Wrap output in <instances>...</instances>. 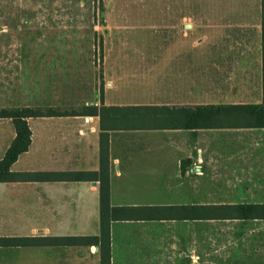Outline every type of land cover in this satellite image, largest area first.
I'll return each mask as SVG.
<instances>
[{"label": "crops", "instance_id": "crops-1", "mask_svg": "<svg viewBox=\"0 0 264 264\" xmlns=\"http://www.w3.org/2000/svg\"><path fill=\"white\" fill-rule=\"evenodd\" d=\"M101 10L102 41L164 47L106 52L97 98L83 100L80 111L56 109L74 115L26 119L30 145L10 170L37 173L39 178L0 183V237H32L45 244L0 247L3 264H100L97 246L47 242L100 232L99 181L90 177L100 170V122L98 116L84 113L86 107L262 101L261 0H102ZM204 42L255 43V48H187L188 43ZM47 108H53L52 103L45 104ZM107 133L112 207L201 205L206 171L210 178L237 180L244 171H264V128ZM14 137L12 121L0 118V159ZM72 173L87 177H66ZM220 201L263 203L264 197ZM151 212L138 209L132 214L140 218L110 223V264H264V245L236 241L204 247L203 240L208 224L230 223L241 234L264 220L142 218ZM222 248L226 252L214 253Z\"/></svg>", "mask_w": 264, "mask_h": 264}, {"label": "rangeland", "instance_id": "rangeland-1", "mask_svg": "<svg viewBox=\"0 0 264 264\" xmlns=\"http://www.w3.org/2000/svg\"><path fill=\"white\" fill-rule=\"evenodd\" d=\"M101 7L102 0H0V105L45 109L52 103L58 110L80 111L83 100L99 95L106 52L164 47V43L102 41ZM187 48L242 51L254 50L255 43H188ZM207 173L201 187L203 204L260 203L220 200L264 197V171H244L238 180L210 178ZM230 225L204 226V247L236 241L264 245V222H255L241 234ZM2 258L0 250V264Z\"/></svg>", "mask_w": 264, "mask_h": 264}, {"label": "trees", "instance_id": "trees-1", "mask_svg": "<svg viewBox=\"0 0 264 264\" xmlns=\"http://www.w3.org/2000/svg\"><path fill=\"white\" fill-rule=\"evenodd\" d=\"M261 54H262V101L260 104L168 106L86 107L84 113L99 117L100 122V170L90 177L99 181L98 236L80 238H53L47 242L55 245H94L99 248L100 264H110V223L135 217L132 213L142 209L152 211L142 218L180 220H264V203H225L178 205L161 207H112L109 200L108 131L136 129H234L264 128V0H261ZM75 111H58L53 108L31 107L0 108V118L10 119L15 137L0 159V183L35 181L39 174L10 170L18 156L28 150L31 132L26 119L43 116H68ZM50 175L49 177H51ZM63 175H59L62 177ZM71 180H83L81 173L67 174ZM44 240L2 238L0 247L36 246Z\"/></svg>", "mask_w": 264, "mask_h": 264}]
</instances>
